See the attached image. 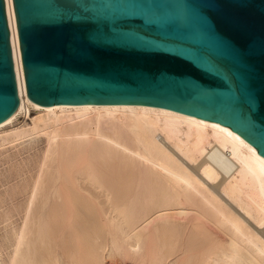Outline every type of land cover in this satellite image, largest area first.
Wrapping results in <instances>:
<instances>
[{
	"label": "bare ground",
	"instance_id": "1",
	"mask_svg": "<svg viewBox=\"0 0 264 264\" xmlns=\"http://www.w3.org/2000/svg\"><path fill=\"white\" fill-rule=\"evenodd\" d=\"M4 1L19 102L0 123V149L44 140L20 161L27 176L13 195L25 200L21 225L3 232L7 263L96 264L106 250L132 264H264L256 147L229 126L156 105H32L13 0Z\"/></svg>",
	"mask_w": 264,
	"mask_h": 264
},
{
	"label": "water",
	"instance_id": "2",
	"mask_svg": "<svg viewBox=\"0 0 264 264\" xmlns=\"http://www.w3.org/2000/svg\"><path fill=\"white\" fill-rule=\"evenodd\" d=\"M28 100L147 104L231 127L264 156V0H13ZM0 0V123L18 109Z\"/></svg>",
	"mask_w": 264,
	"mask_h": 264
},
{
	"label": "rangeland",
	"instance_id": "3",
	"mask_svg": "<svg viewBox=\"0 0 264 264\" xmlns=\"http://www.w3.org/2000/svg\"><path fill=\"white\" fill-rule=\"evenodd\" d=\"M34 113H35L34 111H31V117H34L36 115ZM16 120L17 122H20L22 118L17 117ZM27 122H30V119H27ZM32 146H34V150L32 149ZM43 147H44L43 138L35 139V138L30 137V138L25 139L23 143L19 144L15 148H10V146H8L7 148L8 149L10 148V149L8 150L7 153H2L1 150L3 149H0V196L2 195L0 197L1 199L0 200V215L2 214V216H0L1 218L0 219V222H1L0 223V240H1L0 241V252H1L0 253V264H8L9 263L8 258L11 253L10 251L11 248H6L5 246L4 248H2V239H3L2 237L5 235L7 231H13V229L15 231V228H17V226L19 227L21 225L20 222H22V219H21L22 216H20L22 215V213L21 212L17 213V212L20 211L19 206L22 205V202L20 201H24L25 196L19 197L18 199L17 196L13 195L18 190L17 186H14V185L20 183L22 178L27 176V174H24V173L22 174L24 170L21 171L20 168L22 169L24 168L19 166L21 164L20 161L23 160V163L25 161V163L27 164L28 156H30L31 153H34L35 150H38V148L41 149ZM15 206L17 209L15 208ZM10 209H12L13 212ZM9 213L11 216H9ZM4 216L7 217V218L5 217V221L2 220ZM125 255L126 253L108 255V252H106V250H101L99 253L100 261H98V263L96 264H132L131 260L127 258ZM88 259L89 258H86L85 260L87 261ZM87 264H93V263H87Z\"/></svg>",
	"mask_w": 264,
	"mask_h": 264
}]
</instances>
